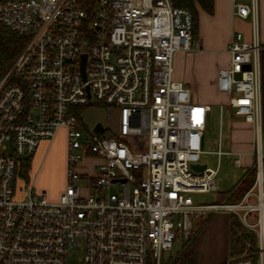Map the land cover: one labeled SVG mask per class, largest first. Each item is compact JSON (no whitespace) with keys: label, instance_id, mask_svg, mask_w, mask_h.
I'll return each mask as SVG.
<instances>
[{"label":"built area","instance_id":"2783aa9c","mask_svg":"<svg viewBox=\"0 0 264 264\" xmlns=\"http://www.w3.org/2000/svg\"><path fill=\"white\" fill-rule=\"evenodd\" d=\"M235 14L250 19L251 37L234 33L216 85L254 130L255 177L240 200L203 202L193 195L218 190L219 167L194 168L212 105L196 101L174 67L176 52L194 48L190 9L174 0H0V24L24 37L0 82V264H68L73 251L82 264H163L195 219L220 211L238 218L255 247L217 264H264L258 0L236 2ZM94 100L119 110L111 135L82 120ZM63 128L64 190L52 200L20 187L21 159Z\"/></svg>","mask_w":264,"mask_h":264},{"label":"rangeland","instance_id":"374dc122","mask_svg":"<svg viewBox=\"0 0 264 264\" xmlns=\"http://www.w3.org/2000/svg\"><path fill=\"white\" fill-rule=\"evenodd\" d=\"M196 38V37H195ZM196 40V39H195ZM194 40V45H195ZM187 53V51H185ZM208 56H200L195 58L192 62L188 63L186 60L181 67V70L185 73H190L193 77L191 84L193 97L199 102H210L212 110L209 116V122L205 132V145L204 152L201 155V162L208 164L212 167H218V175L216 182L220 191H230L238 184V182L245 178L249 171H252L248 164L245 163L238 166L234 163V160L239 156L237 152L225 153L222 156L214 153L219 149V142L221 139V149L224 151H234L238 149L239 145L244 146V138L239 133L235 134L232 129L231 122L235 120L242 121L241 117L231 116L234 110L226 104L228 96L224 93L217 91L215 84L212 82L215 70L220 64L225 63L229 57L224 51L208 49ZM191 63V64H190ZM176 66V64H175ZM221 103L223 104V112L221 114ZM81 117L85 125L89 129H93L94 126L101 122L106 130L104 135H111L118 129L119 110L113 105L103 104L97 101H93L90 105L80 109ZM235 114V113H234ZM40 148L35 157V164L33 167L32 175L24 178L23 173V161L21 159L19 173L17 178V184L21 187L23 183L25 185L32 184L33 192L45 193L50 199H56L60 194L61 187L64 183L65 169H66V154H67V136L66 130L61 129L57 136L51 142H45L40 144ZM32 157L31 163L33 161ZM32 166V164H31ZM32 169V167H31ZM30 169V170H31ZM85 185V182L79 181ZM253 184V183H252ZM121 187L114 184L113 191L119 193ZM194 200L203 202H214L216 197L212 194H199L193 195ZM220 200L230 201L228 196L221 195ZM212 214L201 218L195 219L194 232L199 231L201 226L210 219ZM181 235L173 244L170 252L164 253L163 264L173 262L180 252L183 250L184 245L188 240ZM250 242L246 246V249L254 250V242L251 238ZM246 249H243L240 253H235L233 256L243 254ZM81 255L78 251L70 252L67 256L68 264H82L78 261V257ZM171 261V262H170Z\"/></svg>","mask_w":264,"mask_h":264},{"label":"crops","instance_id":"0c3cea01","mask_svg":"<svg viewBox=\"0 0 264 264\" xmlns=\"http://www.w3.org/2000/svg\"><path fill=\"white\" fill-rule=\"evenodd\" d=\"M236 2L250 3L251 0H214L213 13H208L206 10H204L201 7V5L198 2H195V9L199 17L198 35L195 38L196 39L195 45L192 51H188L186 53L185 51L180 50L175 54L174 67H175V78L177 80L184 82L187 86L191 88V84L193 81L192 75L190 73H185L181 70V67L183 66L186 60H188L189 63L192 62L195 58H198L200 56H208L209 54L207 52L208 49H213V50L217 49L219 51H224L228 56L226 49L228 43L230 42L231 38L236 32H242L247 40L250 39L251 37L250 19H244L239 16H236L235 14ZM258 7H259V15H260L261 40L262 42H264V0H258ZM228 60L225 63L220 64L215 70L216 72L214 73V75H212V77L214 78L212 82L215 84L216 89H217L216 83H217L219 69L222 66L226 65L228 63ZM261 66H262L261 78H262V103H263L262 147L264 150V54L262 55ZM206 103H210V102H206ZM227 103L228 100L226 101V104ZM223 104L224 103H221V105ZM231 116L241 117L243 119L242 121L235 120L231 122L232 124L231 127L235 134L239 133L240 135H242V138H244L245 140L244 142H246V145L245 143L244 146L239 145L238 146L239 148L235 149L234 151L228 152L222 149L221 150L227 153L237 152L242 159V164L245 165V163L248 164L247 162H249V167L251 169L255 160L256 137L254 130L251 124L245 121V119L242 116L235 115L234 113H232ZM45 142H51V141H43L42 143ZM40 146L38 147L37 151L34 154V158L32 161V169L30 170L31 173L30 176L32 175L33 167L35 164V157L39 151ZM219 148H221V139L219 142ZM218 150L219 149H217L216 151ZM216 151H214V153H216ZM241 181L242 179L238 182V184ZM65 182L66 179L64 176V183L61 187L60 193L64 190ZM226 192L228 191H220L218 186V190L214 195L216 197V200L218 197H220L221 195H223V193ZM231 219H232L231 213L226 211H220L212 214L211 218L208 219V221L201 226L197 234V240H196L197 264H217L231 257V249H230Z\"/></svg>","mask_w":264,"mask_h":264},{"label":"trees","instance_id":"16d2710c","mask_svg":"<svg viewBox=\"0 0 264 264\" xmlns=\"http://www.w3.org/2000/svg\"><path fill=\"white\" fill-rule=\"evenodd\" d=\"M175 5L188 8L192 11L194 16L193 25V35L194 38L198 35L199 17L195 9V2H198L201 7L208 13L214 12V0H174ZM24 42V37L8 28L7 26L0 24V82L4 79L7 73L11 70L13 63L20 52ZM17 76L13 72L7 83H13L17 81ZM32 156L27 158H22L23 161V173L24 178L29 177V171L31 169ZM255 173L250 171L242 181L234 187L232 190L223 193L224 196H228L230 201H237L242 198L244 193L254 182ZM26 183V182H25ZM215 195V194H213ZM219 197L216 201H219ZM205 224V223H204ZM203 224V225H204ZM199 231L194 232L184 245L183 250L180 252L179 256L173 260V262L165 264H197V253H196V240ZM251 238L255 245L254 236L243 227L238 218L232 214L231 219V256L235 253H240L243 249H246L245 242ZM244 251V250H243Z\"/></svg>","mask_w":264,"mask_h":264},{"label":"water","instance_id":"95a60500","mask_svg":"<svg viewBox=\"0 0 264 264\" xmlns=\"http://www.w3.org/2000/svg\"><path fill=\"white\" fill-rule=\"evenodd\" d=\"M104 125L101 123V122H98L95 126H94V130L96 132H100V131H103L104 130ZM207 166L206 163H199V164H194V168L197 169V170H203L205 169Z\"/></svg>","mask_w":264,"mask_h":264}]
</instances>
